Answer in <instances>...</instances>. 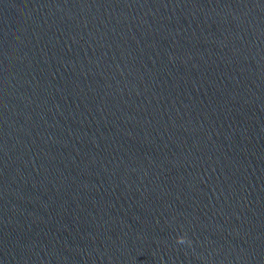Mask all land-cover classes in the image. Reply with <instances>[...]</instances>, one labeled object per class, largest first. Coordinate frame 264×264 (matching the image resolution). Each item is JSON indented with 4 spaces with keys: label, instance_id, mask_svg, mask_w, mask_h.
I'll return each mask as SVG.
<instances>
[{
    "label": "water",
    "instance_id": "95a60500",
    "mask_svg": "<svg viewBox=\"0 0 264 264\" xmlns=\"http://www.w3.org/2000/svg\"><path fill=\"white\" fill-rule=\"evenodd\" d=\"M0 264H264V0H0Z\"/></svg>",
    "mask_w": 264,
    "mask_h": 264
},
{
    "label": "clouds",
    "instance_id": "9594fccd",
    "mask_svg": "<svg viewBox=\"0 0 264 264\" xmlns=\"http://www.w3.org/2000/svg\"><path fill=\"white\" fill-rule=\"evenodd\" d=\"M176 243L178 244H190V241L184 235H180L176 237Z\"/></svg>",
    "mask_w": 264,
    "mask_h": 264
}]
</instances>
